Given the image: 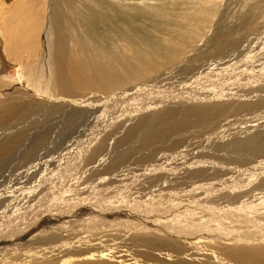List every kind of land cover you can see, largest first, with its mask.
I'll return each instance as SVG.
<instances>
[{"label": "bare ground", "instance_id": "1", "mask_svg": "<svg viewBox=\"0 0 264 264\" xmlns=\"http://www.w3.org/2000/svg\"><path fill=\"white\" fill-rule=\"evenodd\" d=\"M35 1L29 4L30 8L34 4L37 6L39 1ZM72 1L52 0L48 17L53 18V22H45L44 34L50 32V24L53 41L48 37L49 44L45 46L47 50L42 53L43 56L30 58L28 68L21 65V69H16L14 73L15 78L9 79L6 85H0V89L7 87L0 98V177L15 162H22V172L24 176L28 175L26 181L15 185L10 183L12 186H4L0 181V230L7 228L0 233V264H264V110L255 114L245 113L261 99H256L244 87L225 92L215 89L214 93L206 88L209 93L188 91L207 71L202 70L206 66L204 64L199 66L200 71L196 68V71L189 73L193 62L188 65V59L203 48L197 46L190 49L183 57V63L174 66L176 59L173 53L180 52L179 45L174 42H192V26L199 19H186L187 23L175 22L170 18L157 19L159 15L142 13L132 4V7H124L107 0H93L97 8L85 5L88 12L85 14ZM63 5L65 10L72 7L70 14H73L75 23L69 13L61 15ZM36 6L35 9H39ZM134 8L136 12L131 13ZM260 11L248 8L231 21H226L224 14H221L222 19H217L210 29V36L203 39L210 45V53L220 55L213 65L224 63L229 66L236 64V68L247 67L246 62L237 57L241 54L239 50L247 43H253L259 35L258 20L264 16ZM34 16L38 18L31 19L26 26L32 31L28 39L32 45L37 44L39 33L36 35L33 31L39 29L40 11ZM138 21H142V25H137ZM25 22L21 21L22 24ZM64 22L68 23V30L64 29ZM105 30L107 36L103 44L108 46L103 47L96 38L100 39V34ZM70 42L73 48L69 47ZM119 42H124L129 50L139 55L138 51H142L144 46L149 48L142 51V59L136 55L140 62L137 61L135 66L128 63L132 58L125 62ZM84 44L96 58L92 62V78L86 74L85 64L81 66L84 73L78 67L76 53L79 58L86 57ZM116 44L117 47H114ZM17 45L20 50L24 47L21 42H17ZM149 55L150 59L146 57ZM157 55H166L167 62H156L154 59ZM252 65L253 62L249 63L247 68L250 69ZM117 66L127 69L135 78L143 75L136 74L137 69H149L156 75L149 84H139L116 93L105 92L100 96L99 92H95L100 82L99 73L118 74ZM248 71L250 74L242 81L253 84L256 92L264 91V74ZM213 72L217 73V69ZM249 76L255 80L250 82ZM174 78L178 80V85H183L181 88L188 89L187 95L165 101L161 97L162 87L159 90L154 87H164L169 81H177ZM15 82L18 84H12ZM153 89L159 100L154 98L152 102H143L142 97H150L146 95ZM134 97H141L142 100L135 101ZM198 100L203 104L199 105ZM261 102L264 104V99ZM125 103L132 105L133 109L125 106ZM140 107L142 110H139ZM104 112L107 116L101 121L103 118L99 120L96 113L102 115ZM108 130L110 136L104 139L103 134ZM230 153L242 157L234 155L237 159L228 162L230 158L227 155ZM174 155L185 163L183 170L186 174L203 183L212 181L210 185H223L221 180L224 176L220 178L219 174H231L234 180L242 179L244 183L247 180L246 185L236 189L226 185L227 191L231 192L228 199V193L221 190L223 186L218 192L205 196L212 200L215 194L220 195V202L228 205L226 211L221 209L232 218L226 220L231 228L222 219V212L220 215L218 212V216L213 214V217L205 215L204 220L202 217L199 219V223H192L185 217H182L184 220L179 218L182 222L178 224L163 222L165 219L153 222L148 216L155 213L153 208L131 207L133 210L123 215L119 212L121 209L111 208L107 202L102 203L92 194V189H100L102 183L105 186L114 183L116 173H121L119 184L132 182L137 184L138 190L151 191L159 182V172L170 171ZM130 160L134 168L126 173L121 169L122 164ZM237 162L241 164L237 165ZM20 180L22 178L19 176L16 182ZM195 184H187L179 197L187 199L185 195H188L193 203L198 202L193 191L197 190L200 197L204 187ZM135 200L141 201L138 197ZM248 200L253 201L254 206H248ZM204 209L206 207L201 210ZM205 211H200L198 215H204ZM241 215L244 216V223L243 219L240 220ZM138 219L148 221L140 225ZM176 221H179L178 217ZM242 223L245 227L253 225L255 230L241 227ZM138 228L147 232H136ZM10 230L15 231H12L14 236L6 237L5 233ZM193 230L198 233L190 232ZM33 240L38 241L34 243Z\"/></svg>", "mask_w": 264, "mask_h": 264}, {"label": "rangeland", "instance_id": "2", "mask_svg": "<svg viewBox=\"0 0 264 264\" xmlns=\"http://www.w3.org/2000/svg\"><path fill=\"white\" fill-rule=\"evenodd\" d=\"M32 1L36 2L35 0H0V35H1L0 36V85L1 84L6 85L9 82V79L15 78L14 77V73L16 72V69H18V68L21 69V67H20L21 65L24 68H28V65H31L30 58H33L34 56L37 55L36 58L38 59L39 56L40 57L43 56L42 53L45 52V50H47V49H45V46L48 47V44H49L48 43V37L50 38L51 41H53L54 35H53L52 30H51V25L50 24L48 26L49 27L48 30H50V32L48 31L47 35L44 34L45 28H46V25H47V23H45V22H50V23L53 22V18L48 17V14L50 15V13H48L49 12L48 8L50 7V5H52V0L51 1L50 0H38L39 1V3H38L39 6H38V4H37V6H36V4H34L33 5L34 8L33 7L30 8L31 6L29 4H31ZM107 1L109 3L115 4V5H119V6L123 5L124 7H127V6L128 7H132V5H133V7H138V9H140V11L142 13H144V12H145V14L149 13V15H151V16H158V15L160 16L161 15L160 17L158 16L157 19H169L170 18L171 20H173L175 22L184 21L185 23H187L186 19H190V18L199 19V21L195 25L192 26L194 28V32L193 33L195 35H197V36L192 35L193 33H191L190 37L193 36L192 37L193 40H192V42H188V43L184 42V41L176 40L174 43H177L179 45L180 52L179 53H173L176 57L173 54L171 55V57L174 56V60L175 59L177 60V62L175 60L174 66H178V65L183 63L182 62L183 61V57L185 56L186 53H188L190 51V49H194L197 46L199 47V49L203 48V49L199 50L200 52L197 51L198 54H196L194 56L192 55L188 59V65H190L193 62L192 63V68L189 70V73L196 71L197 70L196 68H198L199 71H200L201 70L200 68L204 64H206V66L204 68H202V70H204V71L207 70V71H205V74H203L202 78L199 77L198 83L196 82V83L192 84L191 87H190L191 89L190 88H188L189 90L187 89L189 92H191V93L192 92H197V90H198V92H199V90H200V92L201 91H203V92H208L209 91L210 92V90H211L212 93H214L215 89H216V91L221 90V91L225 92V90L227 91V90H230L232 88H235L236 90H238V89H240V87H244V88L249 89L255 95L256 99H261V100L264 99V91L256 92L255 91V87H254L253 84H251V83L245 84L244 83L245 78H247V75L250 74V72L248 70L253 71L257 75H260V73L264 74V45H263L264 44V16L262 17L261 20H258L257 30H259V35H257V38L254 40L253 43L249 42V45L247 43V45L245 47H243L244 49L241 48L239 50V52L241 54L239 55V57H237V59L239 58L241 60H244L243 62H246L244 64H247V67L249 66V63L253 62V65L251 67L253 69H251V68L248 69L247 67L246 68H242V67L241 68H239V67L236 68L237 65L236 64L234 65V63H233L234 66L225 65L224 63L223 64L222 63H217L216 65H213L214 64L213 63L214 60L217 59L218 57H220V55H217V54L213 55V52L210 53L209 52L211 50L210 45H208V43H205L206 40H203L206 37L208 38L210 36V34H208V33L211 32L210 29L212 28L213 25L216 24L217 19H218V21L220 19H222L221 14L222 15L224 14V17H226L225 18L226 21H231V19L233 17H235L236 15H239L240 12L243 13L248 8H251L252 11H254V10H257V11L262 10V12L260 11V13L262 15H264V0H163V1L162 0H124V1H121V0H118V1L117 0H115V1L111 0V1H109V0H107ZM248 1L251 2V4H253V5H250V3ZM119 2L121 4H118ZM245 2L248 3V4L246 5ZM72 3H73V5L75 7L78 8V10H80L81 12H84L85 14H88L86 7L97 8V6H95L93 0H73ZM122 3H125V4H122ZM260 3H261V5H260ZM130 4H132V5H130ZM85 5H86V7H85ZM235 5H237V6H235ZM248 5H250V6H248ZM35 6L38 7L39 9H37V8L35 9ZM239 6L241 7V9H240ZM159 7H161V8H159ZM64 8H65V5H63V8L60 9L61 15L64 16L66 14V12L69 13V16L72 18V20L75 23V19L72 17L73 14H70V12H72V7L67 8V10H65ZM166 8L168 10H166ZM235 10H236L237 13L235 12ZM38 11H40V14H41V16L39 17V29L37 31H33V34H36V35L38 33L39 34L37 35V44L32 45V44L29 43V40H30L29 36L32 34V31L28 30L26 28V26L31 21V19L34 20V18H38V17L34 16V15L38 14ZM34 12H36V13H34ZM130 12L131 13H135L136 9L134 8ZM18 16H20V17L17 18ZM22 17L23 18L25 17V18L22 19ZM87 17L88 16H86V18ZM24 20L26 22L22 24L21 21L23 22ZM139 22H140V24H139ZM20 23H21V27H20ZM136 24L137 25H142V21H138ZM206 24H209V25H206ZM22 25L24 27H22ZM63 27H64V29L68 30V23L64 22ZM185 28H183V29L185 30ZM183 29H182V32L184 31ZM195 32H197V33H195ZM198 33H200V34H198ZM18 34H20V35H18ZM202 34H203V36H202ZM106 36H107V30H105V33H101L100 34V39H99V37L96 38L97 40H99L98 43L100 45H102L103 47H104V45H107V44H103L104 39H105ZM30 38H31V36H30ZM20 40H22V41H20ZM19 41L24 46V47L21 48L22 51L20 50V48L18 49L17 42L19 44L20 43ZM179 42H180V44H179ZM27 44H28V46H27ZM121 44H122L123 47L121 46ZM68 45H69L70 48H73L72 42H70ZM83 46L85 47L87 54H86V57L79 58L78 54L76 53L77 58L79 59V66L78 67H79L80 72H83L82 69H81V66L83 64H85L86 65V74L88 75V77L92 78V74H93L92 62L96 58L91 55V52H90V50H89V48L87 47L86 44H84ZM118 46L121 48L122 57L125 56L124 57L126 59L125 62H128V60L132 58L130 60L132 62L129 61L128 63H130L131 65H135V66L138 64V62H140L139 60H137L138 58H136V57L138 56L139 58L142 59V56H143L142 51H144V49H148L149 48L147 46H144L142 51H140V50L138 51V53H140V55H139V54H136L135 52H133L132 50H129L128 46L124 42H119ZM114 47H117V44ZM104 52H105V48H104ZM48 53H50V52H48ZM208 54H210V56H208ZM107 57L108 58L110 57L109 59L112 60V57L110 55H107ZM146 57L150 59L151 55L146 56ZM157 58H155L154 60L156 62H158V63L162 62L161 64H164V63L167 62V56L166 55L165 56L164 55L158 56ZM237 59H234V61H236ZM134 60H136V61H134ZM195 60H196V62H195ZM16 62H17V64H16ZM111 62H113V61H111ZM197 63H198V65H197ZM199 66H201V67L199 68ZM261 66H262V68H261ZM234 67L236 68L235 69L236 72H234V69H233ZM218 68H219V71H218ZM216 69H217V73L213 72V71H216ZM260 69L262 70V72L260 71ZM117 70H118L119 73L118 74H114V75L100 72L99 73L100 82L98 83V87H97V90H95V92H97V93L99 92L101 94L100 96H102L103 93H105V92H115L116 93V92H119L118 90L121 91V89L122 90H128V89L133 88L135 86H139V84L140 85L149 84L150 83V79L153 78L156 75V72L148 71L149 69L148 70L137 69L139 71L136 74H143V75L141 76V78H135L134 75L132 73H130L125 68L117 66ZM209 70H210V73L208 74L207 72H209ZM142 71H143V73H142ZM225 71H227V72H225ZM232 72H234V73H232ZM201 73H202V71L199 72V74H201ZM212 73L214 74V76L210 77V74L212 75ZM215 73H216V75H215ZM12 74H13V77L11 76ZM230 74L231 75L233 74V75L228 78V76H230ZM218 75H219V77H218ZM221 75H222V78H221ZM226 75H228V76L226 77ZM206 76H208V77H206ZM235 76H236V78H235ZM85 78H86V76H85ZM205 78H206V80H204ZM233 79H234V81H233ZM249 79H250L249 80L250 82H253L255 80V78L253 76H251ZM174 80H177V79L174 78ZM201 80L203 81V83H202ZM236 80L238 81V83H237ZM242 80H244V81H242ZM215 81H216V83H215ZM231 81H232V83H231ZM166 82H168V81H166ZM12 84H18V83L15 82V83H12ZM200 84H203V85H200ZM206 84H207V86H206ZM214 84H215V86H214ZM197 85H198V87H196ZM229 85H231V86H229ZM108 86H114V87H117V88H115V89L114 88H109ZM159 86L154 87V89L155 90H159V88L162 87V89H163V94L162 95L163 96H164V94L167 95V97L166 96L165 97L161 96L162 99L165 100V101L170 100V99L173 100L174 97H176V96L187 95V90H185L184 88H181L183 86L182 84L179 83V85H178V80L177 81H169V84L168 85H164V87H163V85L160 86V87ZM165 86H167V87H165ZM176 86H178V87H176ZM234 86H237V88L234 87ZM164 88H166V90ZM205 88L208 91H206ZM154 89L151 90L150 92H148L147 95H146V97L151 95L150 97H148V98H150L149 100H148V98L146 99L145 97H142V99L144 100L143 102H145V101L147 103L149 101L152 102L154 100V98H155L156 101L159 100V96L157 97V92ZM169 89H171V91ZM178 89L180 91H182V93L180 91H178ZM6 90H7L6 86L4 87V89L3 88L0 89V98L3 96V94L5 93ZM213 90H214V92H213ZM236 90L232 89V91H236ZM153 92H154L155 96L152 94ZM149 93H151V94H149ZM171 94H173V95H171ZM170 95L173 96V97H171ZM152 96H153V98H152ZM137 98L134 97V100L135 101H140L141 97H137ZM261 100H260V103H258L255 107H252L250 110L245 111V113H247V114H255L257 111H263L264 110V104H262ZM198 101L200 102L199 105L203 104L202 101H200V100H198ZM127 104L128 103H125V106L129 107L130 109H133L132 105H127ZM142 104H144V103H142ZM142 108H143V106H142ZM142 108L140 107L139 110H142ZM96 114H98V115H96ZM96 114L95 115L98 116L99 120L102 119L103 117L105 118L107 116L106 112L102 113V115H101V113H96ZM137 114H139V112ZM104 118L101 121H103ZM109 136H110V130L105 131V133L103 134V138L105 139V138H107ZM186 153H188V151ZM230 154L231 155H227V157L230 158V161H228V162H232V161L234 162L235 159L242 157L240 154H234V153H230ZM234 155L235 156L237 155L236 156L237 158ZM172 157H174L175 159L171 161L170 171L166 172V173L159 172V175H158V178H159L158 181L159 182H158V184L155 187H153L154 189L151 190V191L145 192V191H142V190H138L139 188L136 187L137 184L132 183V182H130L129 184H125L123 182L121 184H119V182H118V181H120L119 175L121 173H116V175L114 176L115 177L114 183H111V184L106 185V186L104 185V183H102L103 186L101 185L100 189L99 188L92 189L93 190L92 194H93V196L96 195L95 197L99 201H101L102 203H106L107 202L108 203L107 205L111 206V208L121 209V211L117 210L116 212L119 211L123 215L128 214V211L130 209L133 210V208H131V207H139L140 206V207H144V208H147V207L153 208L155 213L154 214L150 213V215H148V216H150L149 217L150 220H152L153 222H159L158 219H160V220L168 219L166 221L164 220L163 222H171L173 224H176V223L178 224L179 222L181 223L182 220H184L183 218L185 217V219L186 218L190 219L192 221V223H199V222H201V220H199V219L202 217L203 220H204V216L205 215H207V216L210 215V216L213 217V214L217 215V213L219 212V215H220V212H222L221 215L224 216V217L222 216V219L224 220L225 223L228 224L227 227L231 228L230 227L231 225L229 226L230 222H227V221H230L232 218H230L228 215H226L225 214L226 212L223 213V210H225V211L227 210L226 206H228V205H226V203L224 204V202L223 203L220 202V199H219L220 195L215 194L214 196H212V200L209 199V198H205V196L208 193H216V192H218L221 189V187L223 186V189H221V190L224 193H226V192L228 193V196L226 197L228 199L229 196L231 195V192L227 191L226 187L227 186H231V187H235V189H236V188L241 187L242 185L243 186L246 185L247 180L244 183V182H242L243 181L242 179H238V181L234 180L231 177V174H229V176H228V174H225V175L224 174H221V175L219 174L218 176L220 178H223V176H224V178L221 180L223 185H221L219 183L210 185L212 183V181H207V182L203 183V182H201L200 179L193 178V177L189 176L188 174H186V171L183 170L186 167V165L182 161L181 158H178L177 155H174ZM177 160H178V162H177ZM19 163L20 162H15L14 164L12 163V165L11 164L9 165L10 168L8 167L7 170H4L3 176L0 177L1 178L0 181L4 183V186H12L10 183L15 185V184H19L20 182H23V180L26 181L28 175L24 176V174L22 172L23 171V163L22 162L20 164ZM21 164H22V166H21ZM236 164L240 165L241 162H239V163L237 162ZM18 165H20V166H18ZM14 167H15L16 171H14ZM16 167H17V169H16ZM122 167L123 168H121V169L124 170L126 173H128L130 171V168H131V170H133L134 165L132 164V161L130 160V161L122 164ZM78 168H80V167H78ZM177 168H179V170ZM103 170L104 169H102L101 172ZM160 171H161V169H160ZM22 174H23V177H22ZM15 175H16V177H14ZM4 176L7 177V179ZM19 176H20V179L22 178V180H20L19 182H16V180L19 179ZM116 176H118V177H116ZM25 177H26V179H25ZM3 180H5V181H3ZM229 180H234V181H229ZM194 181H197V182H194ZM192 182L194 184L196 183L197 184V185L195 184L196 186H198V185L201 186L202 185V187H204V189L202 191H205L203 193H201L202 191L200 192V197H199V193H198L197 190L193 191V192H195L194 193L195 194V198L198 199V200H195V201H198L196 203H193L194 201H192V199L189 198L188 195H185V196H187V199H182L183 197L182 198L179 197V196L182 195L180 191L183 190L185 187H187V184L192 183ZM124 187H126V188H124ZM102 188H104L105 190L102 189ZM119 189H120V191H119ZM105 192H108V193H105ZM101 194H103V195H101ZM105 194H106V198H108V196H109L108 199L105 198ZM110 195H112V196H110ZM135 197H138L141 201L140 202H136ZM203 198H205V199H203ZM207 199H209V200H207ZM254 202H256V201H254ZM198 204L200 205L199 207L196 206ZM194 205L196 207H194ZM214 205H217L218 207L217 206H216V208L212 207ZM247 205L248 206H254L253 201L248 200ZM167 207H168V209H166ZM202 207L203 208L206 207V209L201 210ZM207 207L211 208V210L209 208H207ZM214 208L215 209L219 208L220 210L219 209L215 210ZM244 208H245V206H244ZM161 209L163 211L165 210L166 212L165 211L163 212ZM192 209H194V211ZM212 209L215 212H213ZM157 211H159L161 214H157V213H159ZM200 211H205L204 215L203 214L198 215ZM248 211H249V209H248ZM208 212L209 213L211 212V213L209 214ZM160 215H164V216H166V218L164 216H160ZM84 216H87V215L85 214ZM167 216L172 217L171 220H174V219L177 220V217H178L179 221L178 222L176 220L171 221L170 217H167ZM159 217H161V218H159ZM173 217H174V219H173ZM239 217H240L241 221L244 218L243 215H241ZM179 218L180 219L182 218V220H180ZM195 219L196 220L198 219L199 221L197 220L198 221L197 222V221H195ZM243 220H244L243 221V223H244L245 219H243ZM147 221L148 220H139L138 219V223L140 225H144L145 223H147ZM243 223L241 224V225H243L241 227H245L246 226V225L244 226ZM238 224H240V223H238ZM251 226H253V225H250V227H245V229L246 228H250V230L251 229L253 230L254 226L253 227H251ZM6 229L5 230H0V233L6 231ZM12 231L15 232L14 230H10L7 233H5V236H6V234H7L6 237L14 236ZM236 231H238V229H236ZM136 232H140L141 234H145L147 232V230H140L138 228V230ZM190 232L198 233L195 230L190 231ZM256 232H258V231H256ZM35 241H38V240H35ZM35 241H34V243H35ZM254 243L256 244L257 242H254ZM31 244H33V242Z\"/></svg>", "mask_w": 264, "mask_h": 264}]
</instances>
